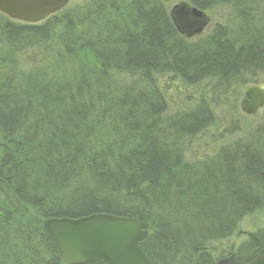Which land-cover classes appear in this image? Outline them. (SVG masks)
<instances>
[{"label": "trees", "instance_id": "16d2710c", "mask_svg": "<svg viewBox=\"0 0 264 264\" xmlns=\"http://www.w3.org/2000/svg\"><path fill=\"white\" fill-rule=\"evenodd\" d=\"M165 1L85 0L37 23L0 15V264H66L44 219L102 212L148 221L142 247L154 264L264 253V226L222 245L264 210V123L192 164L177 142L215 114L202 102L164 126L158 84L264 83V0H181L234 7L235 30L218 23L198 40ZM27 49L32 68L19 71ZM263 92L254 84L246 102H263Z\"/></svg>", "mask_w": 264, "mask_h": 264}, {"label": "rangeland", "instance_id": "374dc122", "mask_svg": "<svg viewBox=\"0 0 264 264\" xmlns=\"http://www.w3.org/2000/svg\"><path fill=\"white\" fill-rule=\"evenodd\" d=\"M180 1L167 0L165 5L167 9L172 10ZM82 2H85V0H69L65 7L55 13L61 14L64 10L77 8ZM1 14L6 15L0 11ZM54 14H51V16ZM206 14L209 17L207 24L202 28V31L196 33L195 30V35H191L193 37L190 40H198L208 35L218 23L229 27L231 30L236 29L234 26L237 24V18L232 5L221 4L206 10ZM51 16L49 15L48 18ZM35 52L32 49L20 52L22 53L20 62L16 63L19 71L27 72L28 69L32 68L30 58L34 56ZM6 57L4 55L3 59ZM124 76L129 78L128 81L132 79L130 74H123L121 77L123 80ZM173 78L175 77L160 76L158 78V84L167 102L166 116L163 117L164 121L169 119V116L192 109L202 102L207 103L215 114L214 124L192 138L184 140L180 138L177 142L182 147L187 162L199 164L208 161L212 157L214 158L223 147L240 138L248 137L252 131H255L258 126L264 123V101L259 102L257 105L246 102L250 87L254 84L264 87V83L260 78H248L244 81L237 79L231 86L221 87V89L214 79H206L195 85H182ZM244 103H247V106H244ZM166 122L162 124L165 126ZM260 226H264V210L245 217L239 224V228L222 245L227 248H230V245L237 247L247 238L246 234L249 231L256 230ZM222 245L216 247L217 253L222 251Z\"/></svg>", "mask_w": 264, "mask_h": 264}, {"label": "water", "instance_id": "95a60500", "mask_svg": "<svg viewBox=\"0 0 264 264\" xmlns=\"http://www.w3.org/2000/svg\"><path fill=\"white\" fill-rule=\"evenodd\" d=\"M68 2L0 0V11L16 20L37 23L61 10ZM171 13L185 33L190 29L188 25L192 24L198 26L194 30H202L209 19L205 11L187 1L177 3ZM44 227L66 264H89L93 261L100 264H154L142 247L150 223L139 217L105 212L81 217L53 216L44 219ZM217 264H264V253L249 261H241L235 253H230L221 257Z\"/></svg>", "mask_w": 264, "mask_h": 264}, {"label": "bare ground", "instance_id": "6f19581e", "mask_svg": "<svg viewBox=\"0 0 264 264\" xmlns=\"http://www.w3.org/2000/svg\"><path fill=\"white\" fill-rule=\"evenodd\" d=\"M170 12H171V10L170 9H168ZM188 27H190V29H189V31L188 32H195V30H194V28H196V27H198L196 24H192V25H188ZM192 29H193V31H192ZM184 31H186V30H184ZM200 31H202V30H200ZM198 31H196V33H197ZM201 33V32H200ZM199 34V33H198ZM191 37H193V36H191ZM190 37V38H191ZM244 106H247V103H244Z\"/></svg>", "mask_w": 264, "mask_h": 264}]
</instances>
